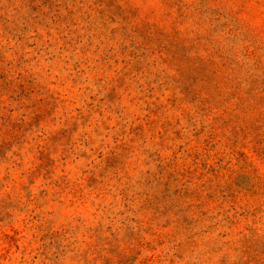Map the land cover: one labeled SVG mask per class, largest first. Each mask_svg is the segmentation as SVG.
<instances>
[{"label":"rangeland","instance_id":"rangeland-1","mask_svg":"<svg viewBox=\"0 0 264 264\" xmlns=\"http://www.w3.org/2000/svg\"><path fill=\"white\" fill-rule=\"evenodd\" d=\"M0 264H264V0H0Z\"/></svg>","mask_w":264,"mask_h":264}]
</instances>
